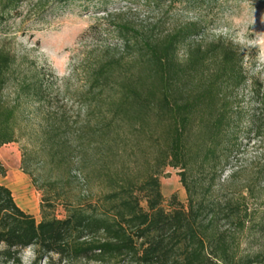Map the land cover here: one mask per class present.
<instances>
[{
    "label": "trees",
    "instance_id": "obj_1",
    "mask_svg": "<svg viewBox=\"0 0 264 264\" xmlns=\"http://www.w3.org/2000/svg\"><path fill=\"white\" fill-rule=\"evenodd\" d=\"M94 1L103 0H0V20L18 16L22 5L41 14ZM199 30L186 24L157 36L118 27L119 49L106 48L83 67L84 88L67 99L77 104L75 112L53 102L49 76L0 42V148L25 140L36 145L40 167L66 178L77 170L86 184L103 189L94 203L66 207L64 219L46 214L53 205L43 197L37 223L0 184V264H20L26 250L33 264L41 258L52 264L53 257L60 263L264 264V253H238L245 231L264 242V213L255 223L246 204L253 190L235 186V172L222 179L245 122L248 133L264 136V111L245 117L235 97L249 81L246 54L221 37L196 41ZM30 162L27 150L21 169L37 188ZM168 168L178 171L186 206L172 196L164 207L160 179Z\"/></svg>",
    "mask_w": 264,
    "mask_h": 264
},
{
    "label": "rangeland",
    "instance_id": "obj_2",
    "mask_svg": "<svg viewBox=\"0 0 264 264\" xmlns=\"http://www.w3.org/2000/svg\"><path fill=\"white\" fill-rule=\"evenodd\" d=\"M19 13L18 16L0 20V42L6 40L18 56L35 63L38 70L49 76L51 93L57 96L53 102L64 103L71 111L75 112L78 106L67 99L83 90L85 64L106 48L119 49L118 27L125 25L164 36L175 27L186 24L199 27L196 41L221 37L246 54L244 69L249 81L235 92V97L245 117L253 112L264 111V0H170L159 7L144 3L132 5L124 0H103L86 6L74 4L41 14L22 5ZM248 132L245 122L239 139V152L230 158L222 179L235 172V186L249 185L252 188L253 196H247L246 204L248 211L253 214V221L258 223L264 213V136L255 137ZM36 149V145H30L25 140L1 147L0 168L5 175H0V183L6 184L4 178L8 168L17 170L23 176L25 192L30 195L26 200L19 196L13 198L19 208L27 207L26 213L33 212L37 223L41 221L40 205L43 197L53 205V208L46 210V214L64 219L66 207L94 203L103 193L97 184H86L83 175L77 170L66 178L56 169L40 167ZM27 150L30 152V171L37 169L32 171L37 188L21 169L22 156ZM177 173V170L168 168L164 171L167 177L160 179L165 208L172 196L186 206V194ZM57 182L56 186H50ZM10 191L13 195V189ZM246 225L249 227V222ZM237 245L239 255L264 253L262 238L248 231L238 236ZM34 259L33 252L26 250L20 255V264H33ZM39 264L47 263L41 258ZM52 264L93 263H60L57 257H53Z\"/></svg>",
    "mask_w": 264,
    "mask_h": 264
},
{
    "label": "bare ground",
    "instance_id": "obj_3",
    "mask_svg": "<svg viewBox=\"0 0 264 264\" xmlns=\"http://www.w3.org/2000/svg\"><path fill=\"white\" fill-rule=\"evenodd\" d=\"M4 182L7 188L13 189V197L19 196L25 200L29 197L30 194L25 192L23 176L17 170L8 168Z\"/></svg>",
    "mask_w": 264,
    "mask_h": 264
},
{
    "label": "crops",
    "instance_id": "obj_4",
    "mask_svg": "<svg viewBox=\"0 0 264 264\" xmlns=\"http://www.w3.org/2000/svg\"><path fill=\"white\" fill-rule=\"evenodd\" d=\"M1 184V183H0ZM2 185H4L3 183H2ZM5 187H6V185H4ZM9 189V188H8ZM10 190V189H9ZM31 208V207H30ZM23 212H25L26 213V211H28V209H27V207H24V208H20ZM32 209H34V207L32 208ZM30 212V211H29ZM35 212V211H34ZM32 213L33 212H30V213H27V214H29V215H31L32 216Z\"/></svg>",
    "mask_w": 264,
    "mask_h": 264
}]
</instances>
